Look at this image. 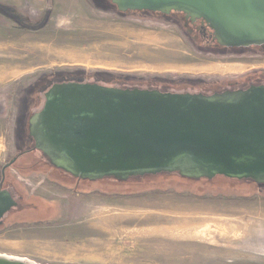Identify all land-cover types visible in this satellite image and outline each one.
I'll return each instance as SVG.
<instances>
[{
	"label": "rangeland",
	"instance_id": "obj_1",
	"mask_svg": "<svg viewBox=\"0 0 264 264\" xmlns=\"http://www.w3.org/2000/svg\"><path fill=\"white\" fill-rule=\"evenodd\" d=\"M221 52L180 21L120 13L110 0H0V182L30 145L18 147L14 130L26 133L31 108L44 104L34 91L75 82L211 95L264 73L261 57ZM21 161L7 176L51 210L39 205L27 220L12 210L0 226V255L36 264H264L263 186L163 174L76 191L45 170L31 175Z\"/></svg>",
	"mask_w": 264,
	"mask_h": 264
},
{
	"label": "water",
	"instance_id": "obj_2",
	"mask_svg": "<svg viewBox=\"0 0 264 264\" xmlns=\"http://www.w3.org/2000/svg\"><path fill=\"white\" fill-rule=\"evenodd\" d=\"M120 13H183L225 48L264 45V0H111ZM30 119L34 149L80 180L178 174L264 186V85L211 95L55 84ZM16 159L7 164L3 172ZM18 206L0 189V226ZM0 264H36L0 255Z\"/></svg>",
	"mask_w": 264,
	"mask_h": 264
},
{
	"label": "flooded vegetation",
	"instance_id": "obj_3",
	"mask_svg": "<svg viewBox=\"0 0 264 264\" xmlns=\"http://www.w3.org/2000/svg\"><path fill=\"white\" fill-rule=\"evenodd\" d=\"M148 13L155 14L160 19H171V22L174 24L176 22H179V21L182 22L189 35H192L195 38L200 36V38H202V42L207 43V45L210 48H212L213 50H215L217 52L222 51L221 53L223 55H225L226 53H234L231 55H234L237 58L240 57L239 59H241L243 57L249 58V59L261 57L264 59V45L260 46V47H250V48H225V47H221L216 42L211 29L208 27L207 24H205L201 20H197L195 22H192V20L190 18L188 19L186 17V15L183 13L172 12L169 15H165V14H161V13H153V12H148ZM240 80L241 81H237V83H236V86H238V87L231 86L228 88V90L247 89V88H249L251 86H255V85H264V73L260 72V73H253L251 75H246L245 77H242ZM34 88L37 89L38 86L33 87V89ZM47 92L48 91L37 93L36 91H34L32 94H33V96H40V99L43 100V96H45ZM35 98L36 97H33V100ZM25 99L27 100L29 98H25ZM25 99H24V104L27 105L28 102ZM31 101H32V97L30 99V102ZM21 109L23 110V107H21ZM31 112H33V113L30 116V118L28 120L27 119L25 120V123L27 121V125H28V128L24 130V131H26V133L22 134L21 129H19L17 127L14 130V132L16 133L15 137H16V141H17L16 144L18 145V147H20L19 145L23 142H26L30 145L34 143V146H35V142L30 135L29 127H30V119L36 113V111H34V110L32 111V108H31ZM30 145H28V149L22 150V148H21L20 151H18L15 154L12 161L14 159H16V161L10 168H12L15 164H17V166H18L19 162H22L21 160H23V162L29 163V165H30L29 169L32 170L31 175L35 176V175H37V173L43 174L45 171H47L48 180L53 179L56 182V184H58V185L64 184L63 183L64 181L65 182L70 181L69 184L67 183L69 185L68 189H69V187H72V189L76 190V191L78 189L83 190L82 188L84 187V183L89 182V181L76 179V178L66 174L65 172H63L61 170L53 168L50 165L47 158L43 155V153L38 151V150H35L34 147L32 149L30 147ZM37 152H40L43 155V157L38 159V160H35V159H37L35 157V154ZM12 161H10V163ZM37 168H39V169H37ZM43 170H45V171H43ZM24 173H26V171H23V173H22V175L24 177H26V175ZM2 175L3 176H2V179L0 182V189L8 190L9 192L12 193L13 198L15 199V201L18 204V206L14 209L17 213L16 216L18 219H22V218H23V220L29 219V217H28L29 215H27L26 213H29L28 211H31L32 209L39 210L40 206L46 208L47 211L51 210V204L48 201L41 199V198L29 196L27 193H25L22 190V188L20 187V185L18 184V182L15 179H14L15 181H13L12 177L7 176L6 171L2 172ZM25 211H26V213H25Z\"/></svg>",
	"mask_w": 264,
	"mask_h": 264
},
{
	"label": "trees",
	"instance_id": "obj_4",
	"mask_svg": "<svg viewBox=\"0 0 264 264\" xmlns=\"http://www.w3.org/2000/svg\"><path fill=\"white\" fill-rule=\"evenodd\" d=\"M253 184L254 185L252 186V189L255 190V191H258L259 190L258 188L262 187V186L256 185L255 183H253Z\"/></svg>",
	"mask_w": 264,
	"mask_h": 264
}]
</instances>
